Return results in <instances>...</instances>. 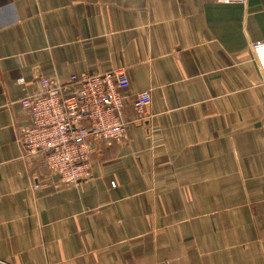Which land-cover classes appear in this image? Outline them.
Instances as JSON below:
<instances>
[{
    "label": "crops",
    "instance_id": "obj_1",
    "mask_svg": "<svg viewBox=\"0 0 264 264\" xmlns=\"http://www.w3.org/2000/svg\"><path fill=\"white\" fill-rule=\"evenodd\" d=\"M263 41L264 0H0V264H264ZM118 69L127 139L60 186L23 154L21 98Z\"/></svg>",
    "mask_w": 264,
    "mask_h": 264
},
{
    "label": "built area",
    "instance_id": "obj_2",
    "mask_svg": "<svg viewBox=\"0 0 264 264\" xmlns=\"http://www.w3.org/2000/svg\"><path fill=\"white\" fill-rule=\"evenodd\" d=\"M219 4H241L248 0H216ZM251 51L264 73V41ZM18 83L25 85V78ZM131 80L125 69L94 75H73L63 83L56 77L40 79L33 92L21 98V106L30 116L31 126L20 131L19 140L26 158L42 156L49 172L59 177L60 186H75L95 178L91 158L94 142L109 145L127 139L129 128L125 110L130 100ZM149 91L135 95L137 121L151 118ZM159 130L152 128V133ZM111 186L116 188V184Z\"/></svg>",
    "mask_w": 264,
    "mask_h": 264
}]
</instances>
